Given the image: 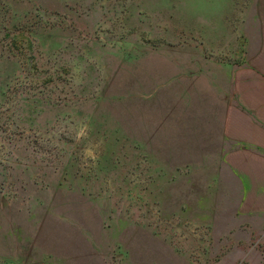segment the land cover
Instances as JSON below:
<instances>
[{"label": "rangeland", "instance_id": "obj_1", "mask_svg": "<svg viewBox=\"0 0 264 264\" xmlns=\"http://www.w3.org/2000/svg\"><path fill=\"white\" fill-rule=\"evenodd\" d=\"M239 9L0 0V264H264L247 224L189 209L172 147L176 67L257 52L218 25Z\"/></svg>", "mask_w": 264, "mask_h": 264}, {"label": "crops", "instance_id": "obj_2", "mask_svg": "<svg viewBox=\"0 0 264 264\" xmlns=\"http://www.w3.org/2000/svg\"><path fill=\"white\" fill-rule=\"evenodd\" d=\"M217 1L241 8L222 13L227 19L218 23L233 27L229 42L243 41L244 49L257 52L243 64L201 53L193 65L176 67L172 147L176 159L188 163L182 176L194 195L189 209H220L264 239V0Z\"/></svg>", "mask_w": 264, "mask_h": 264}]
</instances>
